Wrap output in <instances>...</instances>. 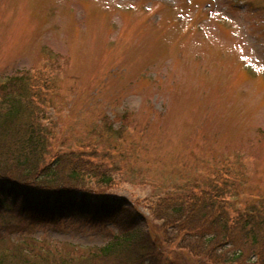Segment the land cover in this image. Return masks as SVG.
<instances>
[{
  "label": "rangeland",
  "instance_id": "rangeland-1",
  "mask_svg": "<svg viewBox=\"0 0 264 264\" xmlns=\"http://www.w3.org/2000/svg\"><path fill=\"white\" fill-rule=\"evenodd\" d=\"M30 73L55 85L53 152L122 167L108 191L141 199L151 233L163 230L150 201L225 162L243 172L241 208L264 196V0H0V81ZM18 222L0 229L62 254L107 241L76 222Z\"/></svg>",
  "mask_w": 264,
  "mask_h": 264
},
{
  "label": "trees",
  "instance_id": "trees-1",
  "mask_svg": "<svg viewBox=\"0 0 264 264\" xmlns=\"http://www.w3.org/2000/svg\"><path fill=\"white\" fill-rule=\"evenodd\" d=\"M54 86L34 73L0 81V218L24 222L28 233L76 222L106 229L107 241L62 254L31 236L12 237L20 225L11 224L0 229V264H264V196L239 206L240 169L225 162L150 201L151 222L162 220L163 230L151 233L141 199L108 191L122 167L83 149L53 152L55 121L47 110Z\"/></svg>",
  "mask_w": 264,
  "mask_h": 264
}]
</instances>
